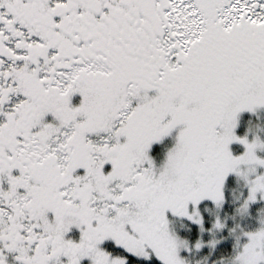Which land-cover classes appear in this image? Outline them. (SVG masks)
Returning a JSON list of instances; mask_svg holds the SVG:
<instances>
[{
    "label": "snow or ice",
    "instance_id": "snow-or-ice-1",
    "mask_svg": "<svg viewBox=\"0 0 264 264\" xmlns=\"http://www.w3.org/2000/svg\"><path fill=\"white\" fill-rule=\"evenodd\" d=\"M0 264H264V0H0Z\"/></svg>",
    "mask_w": 264,
    "mask_h": 264
}]
</instances>
